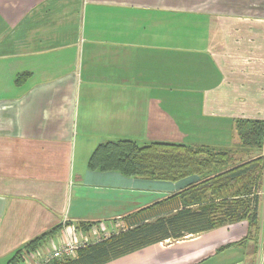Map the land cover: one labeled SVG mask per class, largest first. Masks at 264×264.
<instances>
[{
	"label": "crops",
	"instance_id": "1",
	"mask_svg": "<svg viewBox=\"0 0 264 264\" xmlns=\"http://www.w3.org/2000/svg\"><path fill=\"white\" fill-rule=\"evenodd\" d=\"M240 117L264 118V0H0V264L58 225L39 248L99 241L198 181L92 169L100 143L229 149ZM259 218L104 264H264V181Z\"/></svg>",
	"mask_w": 264,
	"mask_h": 264
},
{
	"label": "trees",
	"instance_id": "2",
	"mask_svg": "<svg viewBox=\"0 0 264 264\" xmlns=\"http://www.w3.org/2000/svg\"><path fill=\"white\" fill-rule=\"evenodd\" d=\"M237 147L264 149V118L235 119ZM92 169L119 171L127 176L178 181L196 175V182L123 217L125 227L80 248L76 257L49 264H104L166 239H181L216 227L247 220L248 235L260 229V191L264 181V154L246 160L232 148L192 145L174 141H151L141 145L134 139L108 140L91 154ZM93 224L80 222L87 232ZM24 245L9 264L23 260V249L38 248L51 233Z\"/></svg>",
	"mask_w": 264,
	"mask_h": 264
},
{
	"label": "built area",
	"instance_id": "3",
	"mask_svg": "<svg viewBox=\"0 0 264 264\" xmlns=\"http://www.w3.org/2000/svg\"><path fill=\"white\" fill-rule=\"evenodd\" d=\"M90 243L92 240L87 236L80 237L76 234L70 236L63 233L61 240L50 239L47 248L23 250V260L18 264H49L56 259L73 258L77 256L80 248Z\"/></svg>",
	"mask_w": 264,
	"mask_h": 264
},
{
	"label": "rangeland",
	"instance_id": "4",
	"mask_svg": "<svg viewBox=\"0 0 264 264\" xmlns=\"http://www.w3.org/2000/svg\"><path fill=\"white\" fill-rule=\"evenodd\" d=\"M234 151H236V155H239V153H241L242 151H244L243 153L246 155L247 153V151L246 150H243V149H240L239 147H237V145H233L232 147H231ZM242 150V151H241ZM249 152H255V155H258V154H260V153H262V154H264V149L262 150V151H258V150H253V149H247ZM248 152V153H249ZM251 155V153H249V156ZM251 157V156H250ZM263 212V205H262V207H261V213Z\"/></svg>",
	"mask_w": 264,
	"mask_h": 264
}]
</instances>
